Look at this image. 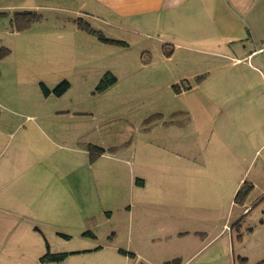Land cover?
Returning a JSON list of instances; mask_svg holds the SVG:
<instances>
[{"label": "rangeland", "instance_id": "1", "mask_svg": "<svg viewBox=\"0 0 264 264\" xmlns=\"http://www.w3.org/2000/svg\"><path fill=\"white\" fill-rule=\"evenodd\" d=\"M33 11L26 28L0 11V264H264V204L245 217L233 202L248 155L233 160L229 68L78 39ZM198 70L208 80L176 92ZM108 71L117 81L98 91Z\"/></svg>", "mask_w": 264, "mask_h": 264}, {"label": "crops", "instance_id": "2", "mask_svg": "<svg viewBox=\"0 0 264 264\" xmlns=\"http://www.w3.org/2000/svg\"><path fill=\"white\" fill-rule=\"evenodd\" d=\"M69 1L71 5L62 8L61 3L56 6L55 0H0V11H8L9 17L12 18L13 13L17 11L45 8L47 12L55 13L59 19L64 16L69 26L62 19L60 21H63L65 28L73 31L78 39L95 36L78 29L72 19L98 18L104 25L98 29L107 37L127 42L126 46L121 47H130L137 40L136 42L143 43V53L157 50L159 55L166 59H179L188 64L221 66L220 68H226L225 70L229 68L230 73L225 81L229 82L233 136L235 138L236 129L241 135L239 143L235 141L238 145L233 149V160L238 162L245 154L248 155L246 167L242 169L233 192L249 180L253 189L241 207L249 215L257 205H263L264 0ZM64 12L75 16L65 17L62 15ZM10 20L14 24L13 19ZM106 27L113 31L118 30L123 35L113 34L112 31H107ZM96 41L106 47L118 46ZM204 74L205 78L192 84V80L195 81ZM209 76V71L198 70L173 79L171 84L176 92L191 91L201 87ZM185 81L191 85L189 89L184 88ZM224 86V91H227V85ZM243 143L248 148L244 149ZM258 161V169L252 172ZM245 177L247 181L244 180ZM233 202L237 204L235 200ZM225 226L226 223L222 225L221 232ZM175 230L176 233L177 230H181L179 233H192L187 227L184 229L176 226ZM193 232L197 233L196 230ZM219 234L215 235L214 239ZM172 235L174 234H169L168 237L171 238ZM133 254L135 256V253Z\"/></svg>", "mask_w": 264, "mask_h": 264}, {"label": "trees", "instance_id": "3", "mask_svg": "<svg viewBox=\"0 0 264 264\" xmlns=\"http://www.w3.org/2000/svg\"><path fill=\"white\" fill-rule=\"evenodd\" d=\"M2 12H0L1 14ZM37 17L39 18V15L35 13V11L30 10H24V11H17L14 13L13 23H15V26H18L20 28H26L30 26L32 22H34ZM73 22L77 25L78 29H80L83 32H86L90 35L95 36L98 40H100L103 43L112 44V45H118V46H126L127 42L123 40H118L114 38L107 37L101 30L95 28L89 21L85 20L83 17L72 19ZM197 80L202 79V76H199L196 78ZM117 81V77L114 75L113 72L108 71L105 73L104 77L101 79L100 83L98 84L97 90L103 91L107 89L109 86L113 85ZM190 84L185 85V89L190 88ZM70 87V82L67 80L62 81L60 84L57 85V87L54 89V93L57 96H61L63 93L67 91V89ZM46 93H49V90L45 88ZM95 147V148H94ZM91 149H96L100 154L104 153L105 149L103 147L89 145V151L92 153ZM253 189V184L249 182H245L236 192L235 195V202L238 204H243L250 192ZM264 200V198H263ZM250 211V210H249ZM247 214L244 216L246 217ZM126 255H132L131 252H125ZM134 255V254H133ZM66 257L65 253L62 254H46L41 258V261L44 263H50V262H60L64 260Z\"/></svg>", "mask_w": 264, "mask_h": 264}]
</instances>
